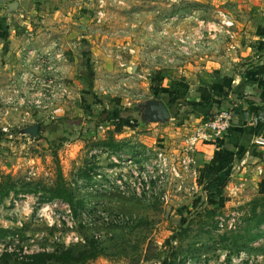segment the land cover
Listing matches in <instances>:
<instances>
[{"label":"rangeland","instance_id":"rangeland-1","mask_svg":"<svg viewBox=\"0 0 264 264\" xmlns=\"http://www.w3.org/2000/svg\"><path fill=\"white\" fill-rule=\"evenodd\" d=\"M246 13L234 0H27L13 24L18 50L0 38V180L15 189L0 199V226L15 232L0 238V264L40 251L82 259L87 241L97 257L51 264H264V224L259 239L239 237L245 203L264 194L263 167L224 178L222 195L207 199L192 136L208 117L196 122L178 105L155 122L140 105L177 97L172 81L187 85L188 104L234 72L248 58ZM52 88L49 108L7 100L27 91L42 103ZM127 110L138 121L108 118ZM35 123V136L22 133ZM109 137L121 145L97 143ZM59 169L75 206L42 199Z\"/></svg>","mask_w":264,"mask_h":264},{"label":"crops","instance_id":"crops-1","mask_svg":"<svg viewBox=\"0 0 264 264\" xmlns=\"http://www.w3.org/2000/svg\"><path fill=\"white\" fill-rule=\"evenodd\" d=\"M12 1L17 2V9L9 11L7 6ZM234 1L236 7L247 12V23L241 24L243 33L240 34H245L249 40L240 44L239 53L248 58L242 60L244 62H240L231 74L217 77L209 84H203L198 91L194 90L193 97L188 99V103L200 100L207 104L205 110L211 114L219 107V98H226L233 105L229 129L225 133L205 136L198 144L199 163L202 167L205 165V176L207 179L214 177L220 183L224 178L232 180L243 172L249 175L245 168L250 165L262 166L264 173V145L254 142L255 138L264 137V125L256 119L257 111L264 108V0ZM26 3L27 0H0V38L9 39L12 48H16L15 42L19 38V31L13 25L18 18L17 11H23ZM192 113L200 115L195 116L196 122L204 119L200 112ZM200 127L201 124L195 131ZM255 168L252 169L254 174L257 173Z\"/></svg>","mask_w":264,"mask_h":264},{"label":"trees","instance_id":"trees-1","mask_svg":"<svg viewBox=\"0 0 264 264\" xmlns=\"http://www.w3.org/2000/svg\"><path fill=\"white\" fill-rule=\"evenodd\" d=\"M173 89L177 93V97L175 96H166L164 99L165 103L167 104L168 108L171 112H174V110L182 109L179 108L178 105H186V109H189L187 111L197 112L201 113V115L206 118L211 113L210 111H206L207 104H204L202 101L192 102V103H185L183 100L184 93L187 89V85L178 84L177 82L172 81ZM216 88V87H214ZM185 109V108H184ZM132 110V109H131ZM131 110H127L126 114L124 116H109L108 118L112 120L111 122L113 124H123L125 121V118L132 117L135 121H138L136 119V116H134L131 113ZM129 117V118H130ZM107 118V119H108ZM262 126L264 125V122H258ZM229 129V128H228ZM97 143L103 147V149L107 150L110 147L112 148H118L121 144L120 142H116L113 140L112 137H109L106 141H97ZM84 176H86L88 179H91V174L89 175L87 172L84 171ZM68 184L64 182V177L61 173V170L59 169L56 174L55 182L52 186L49 187V189L46 190V194L43 196L44 201H52L53 199H61L71 206H75L73 202V196L72 193L68 190ZM203 190L205 191V197L209 200H214L218 197H220L223 193V186L222 184L217 181L214 177L209 178L205 186L203 187ZM10 191H14V183L11 181V179L7 176L4 180H0V199L6 197L9 195ZM249 206V209L246 212V216L243 217L244 227L242 230V234L239 235L240 238L246 240V241H254L259 239L263 236V232L259 231L258 229L262 224H264V194L257 196L253 198L252 200L245 203V206ZM212 213V212H210ZM15 232L11 231L9 228H5L0 226V238H5L6 236L13 234ZM81 258H78V256H73L70 254L69 251H63L60 253H49L45 251L40 252H34L32 254L27 255L25 258L18 261V264H51L52 262H60V263H71L82 261L84 262L85 259H92L97 257L99 254L98 246L94 241H87L85 247L81 250ZM153 256H145L146 260L151 259ZM174 261L168 257H165L161 264H172Z\"/></svg>","mask_w":264,"mask_h":264},{"label":"built area","instance_id":"built-area-1","mask_svg":"<svg viewBox=\"0 0 264 264\" xmlns=\"http://www.w3.org/2000/svg\"><path fill=\"white\" fill-rule=\"evenodd\" d=\"M29 52V51H28ZM50 58V57H49ZM46 68H50L49 64H46ZM23 84L24 85H29L32 83L33 80H28L27 78H22ZM22 82V81H21ZM49 87V86H48ZM59 90V88H58ZM62 93L65 92V88L62 87L60 89ZM27 91H22V92H17L15 96H11V100L7 98V100L12 103V104H21V103H28L30 105L36 104L37 107L40 108H49L50 105L52 104L53 99H51L53 95V88L52 89H47V92L42 94L43 97L48 94V97L46 96V100L42 99V103L39 102V100H33L29 99L27 96ZM30 94V93H29ZM31 97V96H30ZM224 101V100H222ZM222 101H217L219 104V107L214 110V112L210 115V117L201 125V127L194 133L192 136V143H195L196 141H199L200 139H205V136H211L212 134H220V133H225L228 128L230 127V116H231V111L233 109V105L230 104H225L226 107H223V102ZM24 103V104H25ZM229 105V107L227 106ZM16 107H14L15 109ZM256 119L259 122H264V108H261V110H258L256 113ZM254 142L258 145H264V137H257L255 138ZM161 155V154H159ZM242 162L241 164H243ZM258 172L261 171V166H257Z\"/></svg>","mask_w":264,"mask_h":264},{"label":"water","instance_id":"water-1","mask_svg":"<svg viewBox=\"0 0 264 264\" xmlns=\"http://www.w3.org/2000/svg\"><path fill=\"white\" fill-rule=\"evenodd\" d=\"M17 2L12 1L8 4L7 8L9 11L17 9ZM143 106V118L145 120H151L155 122H165L170 118V109L163 100H146L143 103H140ZM39 124L35 123L31 126L24 127L22 133L29 134L30 137L35 136L38 133Z\"/></svg>","mask_w":264,"mask_h":264},{"label":"flooded vegetation","instance_id":"flooded-vegetation-1","mask_svg":"<svg viewBox=\"0 0 264 264\" xmlns=\"http://www.w3.org/2000/svg\"><path fill=\"white\" fill-rule=\"evenodd\" d=\"M135 110H136L137 112H139L140 109H137V108H136ZM38 131H39V129H38Z\"/></svg>","mask_w":264,"mask_h":264}]
</instances>
